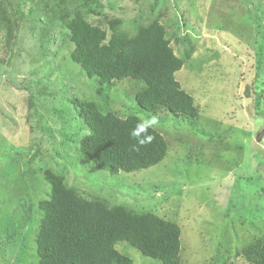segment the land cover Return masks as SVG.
<instances>
[{"label":"rangeland","instance_id":"obj_1","mask_svg":"<svg viewBox=\"0 0 264 264\" xmlns=\"http://www.w3.org/2000/svg\"><path fill=\"white\" fill-rule=\"evenodd\" d=\"M103 2L105 16L121 18L126 29H133L136 19L160 16L177 55L185 48L179 36L194 40L195 60L203 65L183 66L176 78L202 116L193 128L161 110L154 128L168 142L164 160L118 175L95 169L79 158L78 144L65 133L78 141L88 132L76 112L70 122L66 118L75 97L108 105L105 92L96 88L99 77L79 74L66 58L68 37L62 30L51 33L53 44L42 58L34 31L24 23L9 65H0V264H38L36 203L50 197L47 167L64 171L67 182L86 194L177 221L185 264H219L264 230V135L256 139L264 130V27L256 20L264 16V0ZM105 16L90 20L107 28ZM140 84L125 78L109 88L116 111L136 112L133 94ZM246 84L249 97L243 95ZM116 246L134 264H162L126 242Z\"/></svg>","mask_w":264,"mask_h":264},{"label":"trees","instance_id":"obj_2","mask_svg":"<svg viewBox=\"0 0 264 264\" xmlns=\"http://www.w3.org/2000/svg\"><path fill=\"white\" fill-rule=\"evenodd\" d=\"M105 8L103 0H0L5 51L0 65H9L24 23L34 31L36 50L42 58L47 57L53 44L51 33L62 30L68 37L66 58L77 65L79 74L89 79L98 76L97 91L105 92L104 98L109 99L108 105H102L94 97H75V107L66 118L70 122L76 112L75 117L84 120L82 127L88 132L78 141L65 135L69 142L78 144L79 158L97 170L118 175L151 167L167 156L168 142L156 128L148 130L155 137L151 144L138 152L131 150L135 141L130 139L129 131L138 120L152 115L159 118L158 112L167 110L193 128L197 126L201 107L182 87L176 72L183 66L198 70L203 60H195L196 44L188 34L176 39L183 41L185 48L181 55L175 53L160 16L146 22L136 19L133 29H126L121 18L106 17ZM262 11L264 15V6ZM101 15L107 28L90 20L91 16ZM263 17L256 20L264 27ZM263 30L259 26L258 33ZM61 50L62 46L58 52ZM125 78L138 79L141 84L133 94L136 112L121 114L114 109L109 88ZM44 177L50 184V197L36 203L40 214L34 238L38 264H134L129 254L117 248L119 242L130 244L162 264H185L182 230L177 221L153 210L86 194L67 182L64 171L54 167H47ZM227 257L219 264H264V230Z\"/></svg>","mask_w":264,"mask_h":264},{"label":"clouds","instance_id":"obj_3","mask_svg":"<svg viewBox=\"0 0 264 264\" xmlns=\"http://www.w3.org/2000/svg\"><path fill=\"white\" fill-rule=\"evenodd\" d=\"M159 124V118L156 115H152L148 118L138 120L133 128L129 131V137L135 143L131 145L133 152H138L142 147L151 144L154 140V136L149 134V129L154 128Z\"/></svg>","mask_w":264,"mask_h":264},{"label":"water","instance_id":"obj_4","mask_svg":"<svg viewBox=\"0 0 264 264\" xmlns=\"http://www.w3.org/2000/svg\"><path fill=\"white\" fill-rule=\"evenodd\" d=\"M243 95L245 96V97H249L250 96V85L249 84H246L245 85V88H244V90H243ZM263 135H264V130H262L258 135H257V140L259 141V140H261L262 139V137H263Z\"/></svg>","mask_w":264,"mask_h":264}]
</instances>
